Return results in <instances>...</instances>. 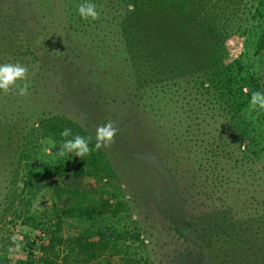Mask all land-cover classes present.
<instances>
[{"label":"rangeland","instance_id":"374dc122","mask_svg":"<svg viewBox=\"0 0 264 264\" xmlns=\"http://www.w3.org/2000/svg\"><path fill=\"white\" fill-rule=\"evenodd\" d=\"M112 1L0 0V21L15 17L14 30L0 27V65H25L30 84L23 97L0 90V258L41 264L52 252L62 264H125V241L139 264H238L244 255L264 264V153L238 159L233 123L200 106L188 80L137 83ZM84 3L96 5L98 20L80 17ZM245 46L230 37L228 57ZM250 55L245 61L257 63ZM54 117L91 137V155L53 154L64 140L45 136L49 124L57 127ZM109 121L119 129L115 143L97 152L96 129ZM98 200L116 206V215H58ZM48 239L47 252L29 246ZM223 240L242 251L243 240L263 242V253L228 257L215 247Z\"/></svg>","mask_w":264,"mask_h":264},{"label":"trees","instance_id":"16d2710c","mask_svg":"<svg viewBox=\"0 0 264 264\" xmlns=\"http://www.w3.org/2000/svg\"><path fill=\"white\" fill-rule=\"evenodd\" d=\"M112 2L114 5L111 10L116 11L115 16H118L116 26L122 49L137 83L154 88L158 84L164 87L167 83L174 84L176 80H188L195 95L194 99L200 106L208 103L209 109L216 108L228 123H233L234 131L230 137L238 141L237 150L240 153L238 159H250L257 157L259 152L264 153V110L249 111L252 92H264V65L260 64L264 61L262 56L264 0H113ZM219 2L221 4H218ZM129 4L135 6V11H129ZM222 6L224 11H229L228 16L220 12ZM232 6H234L233 14ZM237 10L240 16L232 20L231 17ZM4 15L0 27L7 31L14 30L13 12ZM232 36L244 38L246 46L242 54L236 53L229 58L226 40ZM249 54L257 63L252 60L249 63L245 61L246 58L248 61ZM51 119L57 123V129L49 124L45 136L53 141L62 140L60 133L65 128L72 129L73 135L89 137L87 133L65 119L60 117ZM241 144L246 145L243 151ZM59 149L60 143L56 145L53 150L56 152L53 154H58ZM71 154V159L75 160V154ZM115 209L116 206L109 205L106 200H98L79 206L66 205L59 209L58 215L64 218L90 220L95 216H105L107 213L115 216L117 213ZM217 219L215 217L213 220ZM220 219H223L222 216ZM34 225L40 230L43 223L37 221ZM245 230L246 228L242 229L243 232ZM249 234L245 233V238L249 239L251 237ZM212 235L216 236L214 233ZM221 235L219 237L227 240L226 237L230 234L224 232ZM135 239L136 236L132 239L130 237L129 240ZM48 240L45 246L35 245V242L34 244L31 242L29 246L47 252L53 248V243ZM249 240H243L244 245H241L243 251L254 255L262 251L260 246L263 242H259L258 246L254 247L256 244H248ZM84 243L89 245L90 242ZM128 245L129 242L126 244L124 241L121 247L124 263L139 264L136 254L128 250ZM215 247H221V253L224 251L228 257H231L230 252L235 253L239 250L233 246L232 249L231 244L225 241L223 244L218 242ZM243 251L239 250L240 253ZM48 254L44 253L41 264H62L55 261L54 253L49 254L52 259ZM239 258L238 264H251L255 261V258L248 259L245 255L244 258L242 256ZM0 264H10V262L0 258Z\"/></svg>","mask_w":264,"mask_h":264},{"label":"clouds","instance_id":"9594fccd","mask_svg":"<svg viewBox=\"0 0 264 264\" xmlns=\"http://www.w3.org/2000/svg\"><path fill=\"white\" fill-rule=\"evenodd\" d=\"M128 9L129 11H135V6L129 4ZM78 13L85 20L91 18V20L95 21L100 18L96 10V5L91 3L81 4L78 7ZM18 81H23V84L18 85ZM29 87L28 68L25 65L19 62L0 65V90L5 94H9L15 89L16 94L23 97L29 94ZM257 109L264 110V92L254 91L251 94L249 111H256ZM118 131L119 129L111 121L99 126L96 129L94 150L98 152L101 148H110L115 143V137ZM60 135L64 140L58 151L59 157H64L68 153H74L76 157H80L81 159L91 155L93 151V148L90 147L91 137H84L79 134L73 135L72 129L70 128L63 129ZM68 137H72V139H68ZM245 149L246 145L241 144V150L243 151ZM133 218L135 219L136 217L134 216Z\"/></svg>","mask_w":264,"mask_h":264}]
</instances>
